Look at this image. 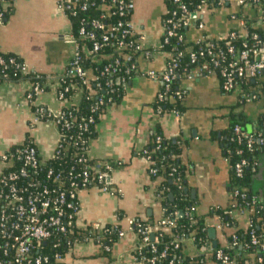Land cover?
I'll return each mask as SVG.
<instances>
[{
    "label": "crops",
    "instance_id": "obj_1",
    "mask_svg": "<svg viewBox=\"0 0 264 264\" xmlns=\"http://www.w3.org/2000/svg\"><path fill=\"white\" fill-rule=\"evenodd\" d=\"M129 1L134 5L129 19L135 35L144 37V46L151 51V56L148 59L138 56L137 71L125 86L121 100L104 109L95 123L87 154L92 165H111L106 178L109 191L103 192L97 187L80 190L73 225L74 230L80 231L93 224L117 226L123 235L107 253L91 239L77 241L63 254V264H133L139 238L127 222L138 221L154 230L163 217L157 181L149 177V163L143 156L155 133L181 143L180 164L185 171L186 191L193 203L190 211L205 228L203 251L209 254L213 247L225 249L227 236L248 227L245 211L229 213L235 222L234 229L208 215L215 209H226L232 197L231 168L225 150L229 117L240 115L244 128L254 131L259 118L264 116V95L258 93L260 87L243 89L255 96L254 100L244 102L235 92L222 91L221 80L215 73L192 72L176 81L177 90L182 92L178 113L159 115L155 105L161 83L159 79H150L148 74L158 78L168 60L167 52L160 48L166 3L165 0ZM10 5V15L0 24V52L20 59L26 73L52 79L60 77L73 52V43L70 23L58 11L57 0H12ZM245 21H251L253 28L264 33L262 12L255 7L240 6L237 0L202 5L189 15L183 33L185 43L218 41L230 32L244 36ZM259 58L264 59V44ZM258 80L259 76L250 82L254 84ZM28 86L26 81L0 83V155L28 140L39 158L49 161L59 133L48 120L33 124V110L42 107L54 115L68 103L57 100L54 84L27 101ZM2 169L0 164V172ZM248 180L247 191L264 206V147L256 155ZM180 249L184 257L200 254L192 238L182 241ZM242 257L248 259L246 264H254L253 256L243 254ZM210 258V255L204 256L205 264H212Z\"/></svg>",
    "mask_w": 264,
    "mask_h": 264
},
{
    "label": "built area",
    "instance_id": "obj_2",
    "mask_svg": "<svg viewBox=\"0 0 264 264\" xmlns=\"http://www.w3.org/2000/svg\"><path fill=\"white\" fill-rule=\"evenodd\" d=\"M88 1L57 0V9L68 19V17H75L79 12H85L89 6ZM208 1H215L217 5L222 4V0H201L196 10L202 5H206ZM97 2L99 5L107 4L105 15L100 21H91L88 30L80 26L76 37L71 34L73 52L64 73L56 79L33 75L35 80L41 81V84H29L25 94L26 100L31 101L32 97H35L48 85L54 84L57 100L61 103H68V106L54 115L42 107H35L33 110V124L43 121L41 119L44 118L45 114L48 121L53 123L58 130L59 137L51 159L42 161L31 144L16 146L0 155V164L3 167L0 172V264H63V256L58 253L60 248L58 240L71 234L74 219L78 212L79 191L90 188V186L96 187L97 184L106 181L107 175L111 171L109 163L92 165L88 158L89 140L83 134L94 123L92 118L75 122L74 118L66 114L65 111L70 107H77V99L82 93H86L88 96L92 95L89 86V80L92 79L91 75L82 68L81 63L86 58L96 63L107 59L109 56L102 53L106 47L110 46L109 35H114L113 53H116L117 57L103 67L100 76H116L118 83L126 84L130 80V75L137 71L138 56L148 59L151 56V51L145 48L144 37L135 35L133 24L129 19L134 8L131 1L97 0ZM170 2L173 9L164 19V34L160 48L168 45L173 38L176 42L172 46V52L167 53L166 67L159 77L156 78L152 73L148 74L150 79H159L161 83L156 104H159L169 94L170 85L177 78L175 68L183 53L178 51L176 47L178 44H184L185 40L176 31L188 25V18L191 13L183 0H170ZM256 2L257 0H237V4L240 6L255 7ZM112 15L117 16L118 21L109 26L103 20L105 16ZM262 15L264 17V12ZM199 26L201 27V25ZM235 38L236 33L230 32L222 40H203L196 43V45L204 44V47H199L197 52L188 49L184 53L188 54L189 64L192 65L198 64L205 56H211L210 65L217 72L209 70L207 74L215 73L221 80L222 91L235 92L240 101L247 102L254 100L255 96L247 94L241 87L240 81L256 79L264 71V59L259 58L258 50L248 48L245 44L240 49H235L232 45L225 43L223 50L217 44L223 40L230 42ZM252 39L256 40L257 37L252 36ZM84 41L88 42L89 45L84 44ZM123 63L126 67L121 75L117 76L120 73L118 68ZM3 64L4 61L0 58V65ZM20 71L22 74H27L23 66L20 67ZM66 80H76V84L68 83ZM105 86L107 87V84ZM72 91H74L73 95L65 98V94ZM174 95L175 98L181 97L179 92ZM102 104V100H97L92 111H95ZM156 112L160 113L159 107H156ZM262 125L264 126V120ZM73 127H76L77 132L68 135ZM229 141L235 144H243L246 151H252L254 143L258 146L264 144V138L258 137L256 140L252 135L244 133L238 126L233 127L232 137ZM235 153L238 156L242 154L240 150H236ZM68 157L71 159L72 165L66 172L47 166L51 160H61ZM145 158L150 165L149 159ZM251 164L253 165V163ZM248 166L247 160L241 157L234 163H230L233 178L241 180L244 170ZM148 173L152 175L153 171L150 169ZM98 189L103 192L109 191V187L104 186ZM243 193V191L235 189L232 194L243 199ZM174 220L175 218L169 215L167 218H162L158 225L160 227H172ZM127 224L138 236L139 248L143 245H150L152 254H155V248L151 245L149 237L150 228L144 223L133 220H129ZM90 229L94 232H100L105 230V226L93 224ZM122 235V232L119 231L117 236L121 237ZM250 238L252 245L258 243L253 231L250 232ZM233 241V245H236V237H233ZM46 243L51 245L52 251L48 252L44 249ZM68 245L70 244L67 243ZM178 247V244L174 246L175 249ZM104 249L108 251L107 248ZM137 250L133 257V264L155 263L156 257H142ZM261 250L264 252V247ZM165 253L162 251L159 258H164ZM214 257L221 264H231L229 258L220 250L214 253ZM256 261L261 263L259 258Z\"/></svg>",
    "mask_w": 264,
    "mask_h": 264
},
{
    "label": "trees",
    "instance_id": "obj_3",
    "mask_svg": "<svg viewBox=\"0 0 264 264\" xmlns=\"http://www.w3.org/2000/svg\"><path fill=\"white\" fill-rule=\"evenodd\" d=\"M5 2L4 4H2ZM11 2L12 0H0V24H2L11 13ZM167 14L168 16L170 11L173 9L170 0H165ZM183 3L186 4L190 11L193 12L196 10V7L200 5L201 0H183ZM93 4V5H91ZM208 5H217L215 1H208ZM88 8L85 12H79L75 17H68L70 23L71 34L73 37L77 36V32L80 26H83L84 29H89V23L91 21H100L102 16L105 15L104 12L107 9V4L99 5L97 0H89ZM256 10L264 12V0H257ZM107 25H114L118 18L117 16H105L103 20ZM264 21V17H263ZM244 25V36H239L236 34V38L230 42H217L220 49H224V44L227 43L232 45L235 49H240V47L245 44L248 48H253L258 50V52L263 48L264 44V33L257 28L252 27L251 21H245ZM176 33L183 36L184 27L179 28ZM252 36H256L257 39H252ZM184 38V36H183ZM110 46L106 47L102 54H106L107 59H103L101 62L96 63L90 61L89 58L83 59L81 66L84 70H87L91 75L89 80L90 91L92 92L91 96H88L86 93H82L80 96V102L77 107H70L65 111L66 114H69L74 118L75 122H80L81 119L92 118L93 124L88 127V131L83 134V136L89 141L94 136V126L99 117V115L108 107L116 105L122 98L125 90L126 84L117 83L116 76L107 77L100 76L103 67L111 62L117 57L116 53H113V48L115 42L114 35H109ZM176 42L173 38L169 41V44L163 46L161 50L165 52H172V46ZM224 42V43H223ZM84 44L89 45L88 42L84 41ZM216 43V42H215ZM199 47H204V44H178L177 50L182 52L183 55L178 59L177 67L175 68V74L177 78L174 79L170 85L169 94H167L164 99L156 104L155 107H159V115L165 113H178L180 110V98H175V93L182 92L178 91L176 88V81L178 77L189 75L192 72H197L199 74H207L209 70H213L210 65L211 56H205L200 60L198 64H189L188 54L184 53L185 50L190 49L192 52H197ZM0 58L4 61L3 65H0V83H20L26 81L29 84H41V81L35 80L32 74H22L20 67L22 62L17 57L10 54H3L0 52ZM126 65L123 63L118 71L121 73L125 69ZM217 72L216 70H213ZM134 74L130 75V79ZM260 80L255 81L254 84H251L250 80L240 81V85L243 89L252 88V90L260 87L258 93L264 95V71L259 74ZM68 83L76 84V80H66ZM66 82V83H67ZM107 84V87L105 86ZM99 85V87H97ZM177 90V91H176ZM74 91L68 92L65 94V98H69L73 95ZM34 97H32L33 99ZM97 100H102L103 104L99 106L95 111H92V108L95 106ZM107 100H109L107 102ZM41 120L47 119L45 117ZM48 120V119H47ZM264 116H261L258 120L257 127L254 131L248 132L243 126V118L238 114H232L229 117V126L227 133V142H226V157L228 158L229 163H234L240 157L245 158L249 164L248 168L244 170L243 178L241 180H235L233 178L232 172V182H231V194L235 189L243 191V199H240L239 196H233L230 199V205L226 209H215L209 213V217H217L222 224L228 226L229 228H235V222L230 219L229 213L233 210L245 211L248 214V227L246 230H235L229 236H227V247L225 249L216 248L213 251L206 252L203 251L205 248V228L203 227L200 220L197 219L194 215L191 216L190 210L193 208V203H191L188 193L186 191L185 185V171L183 166L180 164L181 156V143L179 140H166L163 139L158 133H155L150 139L148 147L144 150L143 156L147 157L150 161L148 171L151 169L153 174H149V177L153 181H157V195L160 200V205L163 210V217L167 218L169 215L175 218L172 227H160L158 224L155 226L154 230L151 228L149 232V237L151 240V245L155 248V254H152L150 245H143L139 248V253L142 257L150 258L156 257L154 264H205L204 256L210 255L212 264H221L220 261H217L214 257V253L217 250L222 251L226 255L231 263L233 264H246L248 262L247 258H243L244 255L253 256L254 264L257 263V259L261 260L260 264H264V252L261 250L264 247V206L260 201L255 199L247 190L249 187V174L252 167V164L256 158V155L263 149L262 146H258L256 143L253 144L252 151H246L243 144L231 143L229 139L232 137V130L234 126H238L244 133L252 135L257 138H264V126L262 122ZM77 132L76 127H73L71 132L68 135H73ZM25 145L29 144V141L26 140ZM240 150L242 154L240 156L236 155L235 151ZM72 165L71 159L64 158L61 160H51L47 166L55 170H62L66 172ZM94 183V182H92ZM107 187L108 184L104 180L102 183L97 184L96 187ZM92 187V186H90ZM178 212L182 213L181 217H178ZM137 222V221H134ZM120 229L117 226H105L104 231L94 232L90 228L80 231V230H71V234L67 235L64 238H59L60 248L58 253L63 256V254L74 244L75 242L85 241L88 239L93 240L97 245L101 247L104 253H107L104 248L110 249V246L117 239V235ZM253 231L257 240L256 245L251 244L250 232ZM233 237H236V245L234 244ZM188 238H192L194 245L200 252L199 256L194 258L184 257L181 253L180 243ZM67 243L70 244L67 246ZM178 244L177 249L174 246ZM51 245L48 243L45 244V250L48 252L52 251L50 248ZM165 251V257L159 258V254ZM147 264V263H144Z\"/></svg>",
    "mask_w": 264,
    "mask_h": 264
},
{
    "label": "water",
    "instance_id": "obj_4",
    "mask_svg": "<svg viewBox=\"0 0 264 264\" xmlns=\"http://www.w3.org/2000/svg\"><path fill=\"white\" fill-rule=\"evenodd\" d=\"M116 82L118 83V81H116ZM181 214H182V213L179 212V213H178V217H181ZM191 216H193V213H192V212H191ZM213 248L215 249V247H213ZM208 250H210V249H208Z\"/></svg>",
    "mask_w": 264,
    "mask_h": 264
}]
</instances>
